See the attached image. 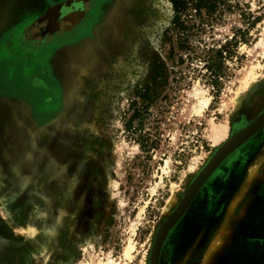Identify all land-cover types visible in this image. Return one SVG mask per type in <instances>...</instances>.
I'll list each match as a JSON object with an SVG mask.
<instances>
[{"label":"rangeland","instance_id":"obj_1","mask_svg":"<svg viewBox=\"0 0 264 264\" xmlns=\"http://www.w3.org/2000/svg\"><path fill=\"white\" fill-rule=\"evenodd\" d=\"M40 2L48 0H33V15L43 11ZM102 2L90 38L56 56L51 53L53 63L55 57L62 62L54 67L66 99L60 100L64 108L56 116L39 113L26 90H14L7 81L22 70L26 80L27 73L38 74V65L46 64L48 53L42 62L34 55L43 37L32 34L39 18L16 26L13 43L0 46V264H148L156 231L191 178L219 145L264 110V0H229L215 14L214 26H206L201 42H193L201 52L205 44L223 43L236 34L221 91L214 93L206 82L200 59L185 68L181 91L172 87L167 102L153 108L165 115L160 120L163 137L147 158L124 121L137 88L150 83L161 67L174 75V6L172 0ZM12 3L0 0L1 12ZM192 13L188 9L187 15ZM254 17H260L255 26ZM156 122L148 120L147 128ZM253 140V152L242 164H254L227 218L252 180L263 178L264 129ZM174 195L176 203L168 209ZM182 229L180 238L191 227L184 221ZM233 232L228 222L220 227L203 264H215ZM208 240L185 257L186 247L179 248L173 264H202ZM168 255L163 246L164 264Z\"/></svg>","mask_w":264,"mask_h":264},{"label":"crops","instance_id":"obj_2","mask_svg":"<svg viewBox=\"0 0 264 264\" xmlns=\"http://www.w3.org/2000/svg\"><path fill=\"white\" fill-rule=\"evenodd\" d=\"M80 1L87 2V0ZM47 7L48 8L41 13L28 15L22 18L19 17L18 21L16 20L9 26H6V29L2 32L1 41H10L13 43V39L15 38L14 35L18 32L16 26L25 22L30 17L34 19L39 18L33 24L38 29L36 32L34 29L32 30L33 36L35 33L43 35L46 31L49 34L48 40H59L62 33L71 31V29L79 24L85 16L84 11H79L64 16V19H62L64 21L59 22L60 20H57V16H59L60 13L59 6L53 7L58 13L57 16L52 12L51 2L48 3ZM52 16L57 18L55 22L51 21ZM33 36L27 38L32 41L34 38ZM41 41L42 38L40 42ZM34 44L36 43L34 42ZM71 46L65 45L61 48H56L54 51L50 52L48 60L46 61V65L48 64L51 66L50 68L53 76L60 81L63 79L54 66H56V63L61 65L62 62L57 61L58 59L56 60L55 57V63H53L51 53L54 52L56 56L59 50L68 49ZM8 47L9 46H6L5 48L8 49ZM10 47L13 48V45ZM39 48L40 47H36L35 49ZM15 50L17 51L16 48ZM14 54V50H11V55ZM34 55L38 56L39 62L45 59V55L43 54L39 55L37 53ZM63 60L65 62L67 58L64 56ZM44 64L45 63H43L42 66L40 64L38 65V74L34 73L33 75V73H27L26 80L23 79L22 70L18 78L12 76L11 79L7 81L14 90L21 89L27 91L29 88L38 91V88L41 87L40 80H43L40 75ZM20 66L22 67V64ZM31 82L34 83V86L32 87L30 85L28 87V84ZM29 98L30 97L26 95V99H28L31 104L33 103L32 105L35 107L36 104ZM38 112L41 113V111ZM254 142L253 139L246 141L220 164L201 186L193 203L190 205V209L186 211L182 218L191 227V230L187 231L183 237L190 238L192 241L198 237L202 230L212 224L214 218L218 217V214L221 215L223 219L222 225L228 222L234 228V232L231 235V243L225 246L222 252L218 254L215 264H264V169H259V171L263 173V178L260 179L256 177L252 180L243 198L236 203L232 214L227 218L231 204L237 196L241 194L243 184L249 173V167L254 164V162L253 164L251 163L252 160L248 164H242L249 156V153L251 154L253 152L252 147L255 146ZM241 211H244L243 215L240 214ZM233 218L236 219L235 222H233Z\"/></svg>","mask_w":264,"mask_h":264},{"label":"trees","instance_id":"obj_3","mask_svg":"<svg viewBox=\"0 0 264 264\" xmlns=\"http://www.w3.org/2000/svg\"><path fill=\"white\" fill-rule=\"evenodd\" d=\"M229 0H172L175 15L172 25L177 31L175 42L172 43L170 57L172 58L174 75L170 77L164 67H161L152 81L137 88L135 98L130 102L128 118L125 119V129L131 134L134 141L139 144L147 158H152L153 153L160 148L163 132L160 120L165 119L163 111L155 112L153 108H159V102H167L172 87L181 91L186 84L183 76L184 69L193 66L196 60L203 62L202 68L206 69V82L214 93H219L223 87V79L227 76L228 59H233L237 36L227 39L219 44H205L201 52L193 45L194 40H200L206 30V26H214L218 19L221 6H225ZM190 9L192 14L187 15ZM260 20L254 17L252 25ZM243 36V35H242ZM176 68V69H175ZM184 81V82H183ZM174 83V84H173ZM157 122L147 128L148 120ZM153 121V120H152Z\"/></svg>","mask_w":264,"mask_h":264},{"label":"flooded vegetation","instance_id":"obj_4","mask_svg":"<svg viewBox=\"0 0 264 264\" xmlns=\"http://www.w3.org/2000/svg\"><path fill=\"white\" fill-rule=\"evenodd\" d=\"M32 1L33 0H13L11 7L8 8L5 14L4 12L2 13L0 10V17L2 19V23H0V26L3 24L5 28L6 26H9L16 20L18 21L19 17L22 18L28 15H33L35 4L32 5ZM41 2L40 4L38 3V6L40 5L41 7L40 10H43V11L46 8H48L47 5L50 2H51V5L59 6L60 8L59 16H57L58 13L56 12L55 8H53L52 10L53 14H55V16L58 17L57 19L52 16L51 18L52 22H55V19L60 20L59 22H63L64 20L62 19H64L63 18L64 16H67L68 14L69 15L74 14L75 12L77 13L79 11H84L85 16L82 18L79 24H77L71 29V31L62 33V35H60L59 40H48L47 38L49 34L48 32L45 31L44 34L42 35L43 36L42 41L40 42V45H39L40 48L37 49L39 51L38 53L39 55H42V54L45 55L46 53L50 54V52L54 51L56 48L58 47L61 48L65 45L78 46V44L80 43L78 42L79 40H82L84 38H87V39L90 38L91 32L94 30V28L97 25L100 9L104 5L102 0H88L87 3L82 2L80 0L78 1L77 0H48V3L47 4L45 3V5H41ZM1 38H2V33H0V46L3 43L1 41ZM1 58L2 57H0V78L2 77L1 65L3 66ZM6 69L10 71L9 67H6ZM17 70H19V67H17ZM10 73L12 74V72ZM40 77L43 80H40L41 87L38 88V91L28 88L26 93L30 97L29 99L31 101H34V104H36L35 107L39 111H41L42 114L53 113L54 116H56V113H59V110H62V107L64 108V104L60 100L66 101L63 90H61V88L59 87V86L63 87L62 82L53 76V74L51 73L50 65L48 64L47 65L44 64ZM30 85L33 87L34 83L31 82L30 84H28V87ZM263 129L264 128H262L258 133H256L251 139L257 136ZM192 179L193 177L191 178L190 182L192 181ZM182 218L183 216L172 227V229L169 231L168 236L165 240L164 251L166 252L167 249L169 250L168 264H173L175 257L178 255L179 248L183 246L186 247L187 251L185 255L183 254V256L185 257L188 252L190 253L195 252L197 246L205 239V237L209 236L208 244L206 248L204 249V253L201 257V263L203 264L202 259L210 243L212 242L213 238L215 237L220 227L222 226L223 219L221 218V215L218 214V217L214 218L212 224L206 227L204 230H202V232H200L198 237H196L192 241L190 238H184V237L180 238V235L182 233L181 231L183 230L182 225L184 222ZM212 227H215V228L212 229ZM213 232L214 234L211 235ZM161 264H164L163 256H161Z\"/></svg>","mask_w":264,"mask_h":264},{"label":"bare ground","instance_id":"obj_5","mask_svg":"<svg viewBox=\"0 0 264 264\" xmlns=\"http://www.w3.org/2000/svg\"><path fill=\"white\" fill-rule=\"evenodd\" d=\"M263 115V116H261ZM256 119H258L255 123H253ZM264 122V110L253 120L251 121L248 125H246L244 128H242L241 130L239 131H242V130H251V129H254L252 128V125L253 124H259V123H263ZM253 123V124H252ZM252 124V125H251ZM251 125V126H250ZM250 126V127H249ZM254 126V125H253ZM215 132L218 131L219 133V129H214ZM221 128H220V133H221ZM245 130V131H246ZM214 132V134H215ZM238 132V131H237ZM234 133L229 139H233L232 137H234V135L237 134ZM216 133V134H218ZM239 133V132H238ZM215 134V135H216ZM217 137V135L215 136ZM219 137V136H218ZM219 150L217 149L213 155L211 156L210 160L206 163V165H208V163L210 162V165L207 167L202 168L201 171H203L202 173L203 174H206L208 172H210V170H212L213 166L215 165V163L219 160ZM216 161V162H215ZM212 165V166H211ZM211 166V167H210ZM200 173V172H199ZM198 175V174H197ZM196 175V176H197ZM255 175V170H252L251 173H250V178L249 180ZM195 176V177H196ZM194 177V179H195ZM203 180V179H202ZM202 180L200 181V179H196L195 181V185L192 186L189 190L185 191L183 197L181 198V200L179 201L178 205L176 206V208L174 209V211L165 219V221L159 226V228L157 229L156 231V234H155V238H154V242H153V245H152V248H151V252H150V257H149V262L148 264H151V259H152V250L155 248V245L159 242L161 236H162V232L164 230V227L167 225V228H165V233L160 241V246H159V250H158V255H157V264H161V255H162V250H163V246H164V243H165V240L168 236V231L170 230V228L176 224V222H178V220L183 216V214L187 211V209L189 208V206L191 205V203L194 201L195 199V195H196V192H197V188L198 186L200 185V183L202 182ZM176 203V195H174L171 199H169V203L167 204L168 205V209L173 206L174 204ZM171 219L170 222H168V220ZM217 246V245H215ZM212 257V253L209 255L208 258Z\"/></svg>","mask_w":264,"mask_h":264},{"label":"water","instance_id":"obj_6","mask_svg":"<svg viewBox=\"0 0 264 264\" xmlns=\"http://www.w3.org/2000/svg\"><path fill=\"white\" fill-rule=\"evenodd\" d=\"M263 116V115H261ZM258 119H256L253 123H255ZM252 123V124H253ZM251 124V125H252ZM250 125V126H251ZM254 125V126H253ZM252 125V128L254 129H251L249 131H246L245 130H242V131H238L236 135H234V137H232L233 139H227L224 143H222L221 145H219L215 150H219V160L215 163V165L213 166L212 170H210V172L206 173V174H203L201 171L202 169L199 170L198 172V175L196 173V177L194 179H192V181L190 182V184L188 185V187L186 188L185 191L189 190L192 186L195 185V181L196 179H200V181L202 180V182L200 183V185L198 186L197 188V192L199 191V189L201 188V186L204 184V182L208 179V177L220 166V164L230 155L232 154L236 149H238L242 144H244L246 141H248L249 139H251L256 133H258L262 128H264V122L263 123H259V124H253ZM249 126V127H250ZM208 161V160H207ZM206 161V163H207ZM210 165V162L208 163V165H206L207 167ZM205 166V167H206ZM212 166V165H211ZM210 166V167H211ZM204 167V168H205ZM206 167V168H207ZM196 192V194H197ZM196 196V195H195ZM171 219L168 220V222H170ZM174 226V225H173ZM172 226V227H173ZM172 227L170 228V230L172 229ZM165 228H167V225L164 227V230L162 232V236L159 240V242L155 245V248L152 250V259H151V264H157V255H158V250H159V246H160V241L165 233ZM169 230V231H170ZM168 231V233H169Z\"/></svg>","mask_w":264,"mask_h":264}]
</instances>
